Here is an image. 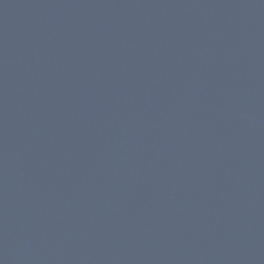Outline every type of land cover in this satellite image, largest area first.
Wrapping results in <instances>:
<instances>
[{
  "label": "water",
  "instance_id": "95a60500",
  "mask_svg": "<svg viewBox=\"0 0 264 264\" xmlns=\"http://www.w3.org/2000/svg\"><path fill=\"white\" fill-rule=\"evenodd\" d=\"M0 264H264V0H0Z\"/></svg>",
  "mask_w": 264,
  "mask_h": 264
}]
</instances>
